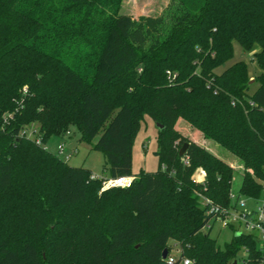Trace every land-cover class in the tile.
Returning a JSON list of instances; mask_svg holds the SVG:
<instances>
[{"label": "trees", "instance_id": "trees-1", "mask_svg": "<svg viewBox=\"0 0 264 264\" xmlns=\"http://www.w3.org/2000/svg\"><path fill=\"white\" fill-rule=\"evenodd\" d=\"M178 1L164 23L122 14L123 0H0V264H171L169 240L182 247L173 264H264L255 234L231 226L221 247L204 231L202 197L229 207L234 168L176 128L182 118L230 151L243 168L238 193L262 196L264 0ZM234 42L258 48L252 92L245 61L216 71ZM147 117L162 125L158 167L135 174ZM33 124L40 143L26 135ZM72 127L98 137L104 176L43 146ZM119 176L134 179L102 189Z\"/></svg>", "mask_w": 264, "mask_h": 264}, {"label": "rangeland", "instance_id": "rangeland-1", "mask_svg": "<svg viewBox=\"0 0 264 264\" xmlns=\"http://www.w3.org/2000/svg\"><path fill=\"white\" fill-rule=\"evenodd\" d=\"M179 8L180 3L178 0H123L120 12L122 14L131 15L135 21H139L141 16H161L164 23H168L171 19V15L178 12ZM257 49L258 48H255V50ZM255 50L246 51L239 43L234 42L233 58L226 62L225 65L217 68L216 71L221 72L236 61H245L248 64L249 72L252 76V87L250 90L252 92L257 87V84L253 81L254 77L260 71L256 62L253 60ZM33 126L34 127H29L27 129L26 135L31 138H38L37 132L33 133V128H38V124H33ZM180 131L183 134L192 137L196 142L207 147L211 151H215V153H217L216 155L225 160L227 163L233 164L234 174L231 191L237 194L242 181L243 173L241 161L230 151L211 139H206L202 135L196 136L190 129L182 130L180 128ZM157 133L158 129L154 121L147 117L143 122L133 144V173H139L140 170H145L147 172L156 171L158 167V158L156 156ZM97 138L92 143H94ZM62 143L65 146V150L63 153H59L58 146ZM92 143L82 141L80 139V132L78 129L72 127L70 133L65 134L64 136H50L45 142H43V146L51 153L66 161L69 165L83 166L98 176H104L107 168L104 153L100 150L94 149L92 147ZM67 155L70 156L68 159L66 158ZM195 173L196 172H194V174ZM240 197L245 199L247 207L250 209H256L262 203V197L250 198L244 195H240ZM204 231H207L206 228ZM211 236L217 239L219 246L224 247L225 243L231 240L233 231L230 227L223 226L219 222H216L211 229ZM169 246L171 248V252L169 255L167 254V257L170 255H180L182 247L177 241L169 240Z\"/></svg>", "mask_w": 264, "mask_h": 264}, {"label": "built area", "instance_id": "built-area-1", "mask_svg": "<svg viewBox=\"0 0 264 264\" xmlns=\"http://www.w3.org/2000/svg\"><path fill=\"white\" fill-rule=\"evenodd\" d=\"M168 78L173 80L176 77V73L167 70ZM35 131H33L34 133ZM27 133V132H26ZM69 133V132H68ZM36 141L40 143V138H36ZM65 150L64 144H59L58 151L63 153ZM70 156L67 155L68 159ZM203 176L204 171L201 170ZM92 178L99 177L96 174L91 175ZM134 176H119L114 178H108L103 181L102 189L110 187H128L131 185ZM197 181L198 178H195ZM264 182V181H263ZM241 194L230 192V198L232 200L229 207H219L215 205L210 199L203 198L202 202L204 205H209L207 214L211 215L209 222L205 228L212 229L216 222H219L223 226L231 227L234 226L238 231L244 233L255 234L259 241V248L264 252V192L262 194V203L256 209H250L247 207L245 199L240 197ZM178 256L170 255L167 257L169 263L173 264L177 261ZM180 264H192V261L188 258L181 260Z\"/></svg>", "mask_w": 264, "mask_h": 264}, {"label": "crops", "instance_id": "crops-1", "mask_svg": "<svg viewBox=\"0 0 264 264\" xmlns=\"http://www.w3.org/2000/svg\"><path fill=\"white\" fill-rule=\"evenodd\" d=\"M150 119V118H149ZM146 120V119H145ZM152 120V119H151ZM153 121V120H152ZM155 123V122H154ZM155 125H156V123H155ZM157 127V126H156ZM176 128L177 129H179L180 130V128L182 129V130H191V131H193V133H194V135H196V136H199V135H202V133L199 131V130H197V129H195V128H193L187 121H185V120H183L182 118H179L178 119V121H177V123H176ZM193 129V130H192ZM188 136V135H187ZM203 136V135H202ZM190 137V136H189ZM192 140H194L192 137H190ZM195 141V140H194ZM196 142V141H195ZM198 143V142H197ZM207 148V147H206ZM210 150V149H209ZM211 151V150H210ZM214 154H217V153H215V151H212ZM230 165L233 167V164L232 163H230ZM241 165H242V163H241ZM234 168V167H233ZM201 170L202 169H200V168H198L195 172V174L193 175L194 176V178L196 177V178H198L199 180H202L203 178H204V176H203V174L201 173ZM198 172V173H197Z\"/></svg>", "mask_w": 264, "mask_h": 264}, {"label": "water", "instance_id": "water-1", "mask_svg": "<svg viewBox=\"0 0 264 264\" xmlns=\"http://www.w3.org/2000/svg\"><path fill=\"white\" fill-rule=\"evenodd\" d=\"M156 126H157L158 128H162V125H160L159 123H156ZM188 145H189V143L186 142V143L182 146V148H181V150H180V154H183V153L186 151ZM239 233H240V232H239ZM167 253H168L167 249H164V251H163V256H162V257H163V258H166V257H167ZM232 264H237V261L234 260V262H233Z\"/></svg>", "mask_w": 264, "mask_h": 264}]
</instances>
